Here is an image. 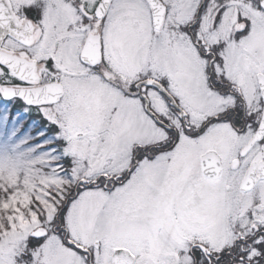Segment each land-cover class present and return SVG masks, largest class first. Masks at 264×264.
<instances>
[{"label":"snow or ice","instance_id":"snow-or-ice-1","mask_svg":"<svg viewBox=\"0 0 264 264\" xmlns=\"http://www.w3.org/2000/svg\"><path fill=\"white\" fill-rule=\"evenodd\" d=\"M0 264H264V0H0Z\"/></svg>","mask_w":264,"mask_h":264},{"label":"rangeland","instance_id":"rangeland-1","mask_svg":"<svg viewBox=\"0 0 264 264\" xmlns=\"http://www.w3.org/2000/svg\"><path fill=\"white\" fill-rule=\"evenodd\" d=\"M26 127H27V126H26V122L24 121V127L21 128V132H23V131H24V128H26ZM33 129H34V128H33ZM33 129H31V133H32L33 135H35L36 132H34ZM33 142H35V141H33Z\"/></svg>","mask_w":264,"mask_h":264}]
</instances>
